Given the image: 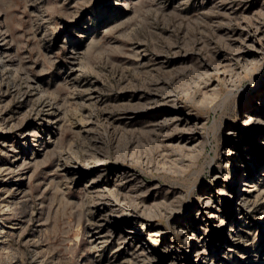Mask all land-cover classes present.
I'll return each instance as SVG.
<instances>
[{
	"label": "rangeland",
	"instance_id": "374dc122",
	"mask_svg": "<svg viewBox=\"0 0 264 264\" xmlns=\"http://www.w3.org/2000/svg\"><path fill=\"white\" fill-rule=\"evenodd\" d=\"M255 263L264 0H0V264Z\"/></svg>",
	"mask_w": 264,
	"mask_h": 264
},
{
	"label": "bare ground",
	"instance_id": "6f19581e",
	"mask_svg": "<svg viewBox=\"0 0 264 264\" xmlns=\"http://www.w3.org/2000/svg\"><path fill=\"white\" fill-rule=\"evenodd\" d=\"M250 66L251 65H249V66H247L246 68H245V70H249L250 69ZM258 121L260 122V120H259V118L258 117H256V116H253V115H251L247 120H246V122L244 123V124H246L247 125V128H252V127H254V126H256V124L258 123ZM259 124V123H258ZM234 167H236V166H234ZM242 186H244V190L245 191H247V192H251V188L253 187L254 188V186L252 185V183H248V181H246L245 183H243L242 184ZM246 187V188H245ZM229 196V195H228ZM241 196V195H240ZM243 197V196H242ZM234 199H237V200H239V196H238V194L236 193V191L234 192ZM243 199V198H242ZM244 200V199H243ZM236 240V239H235ZM238 240V239H237ZM192 241H194L193 239H191V242ZM263 260V259H262ZM256 264V263H255Z\"/></svg>",
	"mask_w": 264,
	"mask_h": 264
}]
</instances>
